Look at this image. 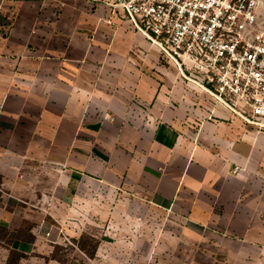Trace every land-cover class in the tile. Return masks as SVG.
Returning <instances> with one entry per match:
<instances>
[{
  "label": "crops",
  "instance_id": "1",
  "mask_svg": "<svg viewBox=\"0 0 264 264\" xmlns=\"http://www.w3.org/2000/svg\"><path fill=\"white\" fill-rule=\"evenodd\" d=\"M118 1L0 0L10 250L45 235L22 201L49 183L64 205L117 196L264 247V131L180 74Z\"/></svg>",
  "mask_w": 264,
  "mask_h": 264
},
{
  "label": "rangeland",
  "instance_id": "2",
  "mask_svg": "<svg viewBox=\"0 0 264 264\" xmlns=\"http://www.w3.org/2000/svg\"><path fill=\"white\" fill-rule=\"evenodd\" d=\"M259 12L264 18V0ZM53 189L49 183L22 201L34 219L43 218L39 228L49 235L21 255L10 250L1 227L0 264H264V247L221 232L217 222L192 225L170 210L121 205L103 194L64 205Z\"/></svg>",
  "mask_w": 264,
  "mask_h": 264
},
{
  "label": "built area",
  "instance_id": "3",
  "mask_svg": "<svg viewBox=\"0 0 264 264\" xmlns=\"http://www.w3.org/2000/svg\"><path fill=\"white\" fill-rule=\"evenodd\" d=\"M262 2L119 0L117 5L180 74L264 131Z\"/></svg>",
  "mask_w": 264,
  "mask_h": 264
}]
</instances>
